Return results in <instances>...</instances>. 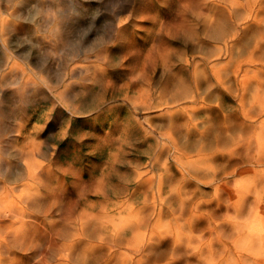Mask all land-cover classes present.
<instances>
[{"label": "clouds", "instance_id": "9594fccd", "mask_svg": "<svg viewBox=\"0 0 264 264\" xmlns=\"http://www.w3.org/2000/svg\"><path fill=\"white\" fill-rule=\"evenodd\" d=\"M0 264H264V0H0Z\"/></svg>", "mask_w": 264, "mask_h": 264}, {"label": "rangeland", "instance_id": "374dc122", "mask_svg": "<svg viewBox=\"0 0 264 264\" xmlns=\"http://www.w3.org/2000/svg\"><path fill=\"white\" fill-rule=\"evenodd\" d=\"M58 123H59V118H57L56 120H54L53 123L49 125V129L48 130L49 131H55ZM81 123L84 124V125H86V126L89 124L88 121H81Z\"/></svg>", "mask_w": 264, "mask_h": 264}]
</instances>
